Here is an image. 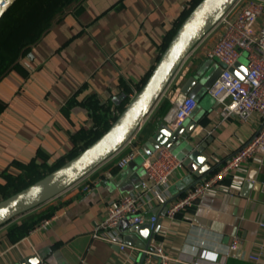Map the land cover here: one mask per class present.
<instances>
[{
  "label": "crops",
  "instance_id": "crops-1",
  "mask_svg": "<svg viewBox=\"0 0 264 264\" xmlns=\"http://www.w3.org/2000/svg\"><path fill=\"white\" fill-rule=\"evenodd\" d=\"M62 2L40 0L32 15L43 18ZM191 3L192 0H83L82 9L74 5L58 14L31 52L20 59V68L0 82V99L7 103L0 114V183L5 182L3 172H20L13 162L27 164L35 159L51 165L65 157L74 147L72 135L93 125L87 100L92 98L104 105L120 101L126 90L137 92L138 83L152 73L160 59L167 34ZM203 51L185 62L181 75L167 88L159 104L164 99L170 101L181 92L186 79L197 74L204 61ZM238 66L244 72L241 61ZM208 67L209 64L204 68ZM72 98L75 101L69 106ZM155 110L144 124L148 130L163 123ZM220 110L215 98L209 93L202 95L193 115L183 124L190 130H184L174 146L183 152L185 144L179 141L188 139L196 145L211 138L205 150L208 161L217 166L228 160L252 138L260 116L255 112L246 121L222 119ZM150 136L139 143L136 157H142L141 146ZM124 152L110 157L51 200L0 226V264H14L31 255H38L48 264H140L141 248L128 244L121 250L118 244L95 235L107 208L122 195L137 190L146 178L138 163L134 170L129 165L118 167ZM249 174H255L252 181ZM197 179L183 164L171 179L169 199L179 198ZM246 182L251 186L243 195ZM85 186L90 189L85 190ZM49 206L57 209L47 227L34 228L19 240L11 239V224H19L24 216ZM157 206L160 209L154 213ZM165 206L159 202L145 212L160 219L152 241L162 244L167 253L195 256L196 247L199 251L195 258L205 264H261L249 255L264 244V228L260 226L264 221V155L258 154L234 170L194 206L178 211L174 217L163 213ZM119 231L124 238L125 229L119 226ZM235 235L239 236V250L229 253ZM153 264H160V260L156 258Z\"/></svg>",
  "mask_w": 264,
  "mask_h": 264
},
{
  "label": "built area",
  "instance_id": "built-area-1",
  "mask_svg": "<svg viewBox=\"0 0 264 264\" xmlns=\"http://www.w3.org/2000/svg\"><path fill=\"white\" fill-rule=\"evenodd\" d=\"M209 37L212 41L208 44L206 41ZM202 50L206 58L218 62V65L222 67L221 73L207 90L220 104L222 119L236 117L246 121L256 112L260 116L259 127L252 138L234 151L220 168L202 178L185 195L175 200L169 199L168 187L173 175L183 167V160L177 157L170 147L165 146L159 147L151 155L144 157L142 166L146 178L139 183L137 190L122 195L118 201L111 204L107 208L105 217L98 222L95 229L97 237L109 243L118 244L121 250L128 247L119 231L121 220L127 219L129 225L150 222L153 228L158 217L155 214L147 215L145 212L147 208H153L159 202L164 203L167 207L166 215L172 218L178 211L194 206L205 193L234 170L245 166L258 154L264 155V0H236L217 24L192 49L169 86L179 78L185 62ZM244 52L247 53L246 71L241 72L238 65ZM233 67L237 73L231 70ZM238 73H241L242 77ZM135 93L136 91L130 96L133 97ZM170 103L171 106L162 117V122L172 130L183 126L198 105L195 96L183 92L174 94ZM144 124L120 151L129 149L118 160L119 168L130 165L139 154L137 139ZM84 189L89 190L90 187L85 186ZM52 219L53 216L41 220L35 228L47 227ZM260 226L264 228V221L260 222ZM195 249L197 254L199 248L195 247ZM238 250L239 236L235 235L229 246V253H235ZM142 253V264H153L156 258L160 260V264H170L175 261L205 264L200 258H195L196 254L188 257L183 254L173 256L166 252L162 244L154 241L143 248ZM249 258L264 264V244L256 252L251 253Z\"/></svg>",
  "mask_w": 264,
  "mask_h": 264
},
{
  "label": "water",
  "instance_id": "water-1",
  "mask_svg": "<svg viewBox=\"0 0 264 264\" xmlns=\"http://www.w3.org/2000/svg\"><path fill=\"white\" fill-rule=\"evenodd\" d=\"M16 1L0 0V19ZM235 2L236 0H201L180 24L144 85L130 98L124 110L105 133L43 178L0 200V226L51 200L120 152L157 107L175 74L192 49ZM231 70L237 73L234 67ZM221 71L222 67L214 65V70L204 73L201 77L197 74L191 75L181 87V92L195 96L204 89L208 90ZM238 74L242 77L241 73ZM205 77L207 78L205 79ZM184 130L189 131L190 129L181 126L172 130L161 123L147 141L142 144V157L151 155L161 146L173 147ZM210 141L211 138H208L196 145L188 139L179 141L185 144V149L182 152L183 164L198 177L197 182L215 169V166H212L205 155V150ZM137 167L135 161H132L129 165L131 170L137 169ZM254 178L255 174H249L248 179L252 181ZM249 186H251V182H246L243 195L248 194L246 190ZM159 209L160 207L157 206L153 212L157 213ZM166 212L167 207L165 206L163 213L166 214ZM160 222L159 219L151 228L150 222L129 225L127 219H123L119 226L125 229V243L143 249L149 246L154 234L159 230ZM135 233L139 234L141 239H137ZM142 262L143 259L140 264ZM14 264L48 263L43 262L38 255H31Z\"/></svg>",
  "mask_w": 264,
  "mask_h": 264
},
{
  "label": "trees",
  "instance_id": "trees-1",
  "mask_svg": "<svg viewBox=\"0 0 264 264\" xmlns=\"http://www.w3.org/2000/svg\"><path fill=\"white\" fill-rule=\"evenodd\" d=\"M40 0H17L1 17L0 19V82L6 77L12 70L20 68V59L27 56L31 52V47L38 43L43 34L49 29L52 21L58 14H64L66 9L71 6L81 8L83 0H63L59 8L51 11L47 16L41 17L32 15V11L37 7V3ZM201 0H192L190 8H188L178 20V23L167 34L163 44L162 51L167 47L169 41L175 34L176 30L184 19L188 16L191 10ZM29 18V19H27ZM30 23L32 26L27 25ZM151 72H148L142 80L136 86L139 90ZM132 90H126L121 100L118 102L109 101L107 104L101 105L98 100L89 99L86 101L90 112V116L93 120V125L89 129H80L77 133L72 135L74 147L63 158L57 162L49 165L46 162L38 163L35 159L29 163L13 162L14 166L20 169L18 174H12L10 172H3L2 176L5 179L4 183H0V200L11 196L12 194L22 190L37 180L43 178L45 175L55 170L67 160L76 156L88 145L98 139L103 133H105L117 117L124 110L125 106L130 101V94ZM72 98L68 105L74 103ZM171 103L169 100L164 99L158 107H156V117H162L170 108ZM7 107V103L0 99V114ZM155 130V126L149 130L146 126L142 128L137 139V143L143 142L145 137L152 134ZM129 149L125 150L126 154ZM223 163L215 166L214 172L220 168ZM184 192L181 196L185 195ZM56 206H49L38 212H32L21 219V222L13 223L9 226V232L12 240H19L26 235L30 230L43 219L51 217L56 212Z\"/></svg>",
  "mask_w": 264,
  "mask_h": 264
},
{
  "label": "rangeland",
  "instance_id": "rangeland-1",
  "mask_svg": "<svg viewBox=\"0 0 264 264\" xmlns=\"http://www.w3.org/2000/svg\"><path fill=\"white\" fill-rule=\"evenodd\" d=\"M212 41V38L211 37H209L208 39H207V43L209 44L210 42ZM201 56L203 57L202 59L204 60L202 63H201V65L199 66V70H198V72H197V75L198 76H203V74L206 72L205 70H209V71H211V70H214V64H218V62H215V61H213V60H210V59H208V58H206L205 56H204V51L201 53ZM247 53L246 52H244L243 53V55L240 57V61L244 64V65H246L247 64ZM207 64H209V67L208 68H204L205 67V65H207ZM244 71H246V69L244 68L243 69ZM207 77H205V79H206ZM204 79V80H205ZM202 95H205V96H207L208 95V93H207V90H203V91H201L197 96H196V99H197V101H198V99L202 96ZM171 150H172V152L177 156V157H183V153L181 152V150L179 149V148H177L176 146H173V147H171ZM135 161H136V163H138L140 166V171L141 172H144V168H143V166H142V162H143V158L141 157V156H138V157H136L135 158Z\"/></svg>",
  "mask_w": 264,
  "mask_h": 264
}]
</instances>
